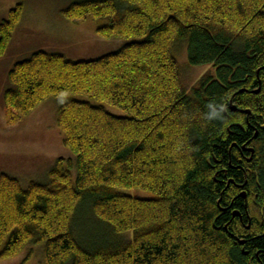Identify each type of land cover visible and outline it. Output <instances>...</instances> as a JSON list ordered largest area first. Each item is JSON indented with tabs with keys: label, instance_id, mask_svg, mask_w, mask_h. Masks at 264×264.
I'll list each match as a JSON object with an SVG mask.
<instances>
[{
	"label": "trees",
	"instance_id": "obj_1",
	"mask_svg": "<svg viewBox=\"0 0 264 264\" xmlns=\"http://www.w3.org/2000/svg\"><path fill=\"white\" fill-rule=\"evenodd\" d=\"M21 10L0 24V55ZM62 14L131 42L85 62L37 51L9 71L8 120L59 99L74 159L26 189L0 175V259L43 245V264H264V0H80ZM178 44L212 68L188 89Z\"/></svg>",
	"mask_w": 264,
	"mask_h": 264
},
{
	"label": "rangeland",
	"instance_id": "obj_2",
	"mask_svg": "<svg viewBox=\"0 0 264 264\" xmlns=\"http://www.w3.org/2000/svg\"><path fill=\"white\" fill-rule=\"evenodd\" d=\"M77 1L80 0H0V24L18 5L22 7L19 22L0 55V175L17 180L23 189L30 183H47L57 160H73L74 156L63 145V134L56 124L59 99L43 101L17 123L8 120L4 93L9 87V71L37 51L57 53L71 62H85L114 53L131 42L103 39L97 34L101 22L91 19L71 22L64 18L62 12ZM173 56L181 68L182 85L187 89L206 73H212L207 65L189 66L182 44L173 49ZM106 109L115 116H124L117 108ZM127 194L142 199L151 197L139 191ZM42 259L43 245H28L13 258L0 259V264H43Z\"/></svg>",
	"mask_w": 264,
	"mask_h": 264
}]
</instances>
